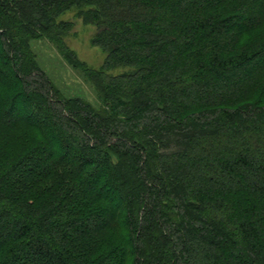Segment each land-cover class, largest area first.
Returning a JSON list of instances; mask_svg holds the SVG:
<instances>
[{"label":"trees","instance_id":"obj_1","mask_svg":"<svg viewBox=\"0 0 264 264\" xmlns=\"http://www.w3.org/2000/svg\"><path fill=\"white\" fill-rule=\"evenodd\" d=\"M73 7L102 69L65 43ZM263 24L264 0H0V264H264Z\"/></svg>","mask_w":264,"mask_h":264},{"label":"rangeland","instance_id":"obj_2","mask_svg":"<svg viewBox=\"0 0 264 264\" xmlns=\"http://www.w3.org/2000/svg\"><path fill=\"white\" fill-rule=\"evenodd\" d=\"M76 7L70 8L57 16L58 22L71 24L65 43L79 60L91 70L102 69L107 54L100 46L94 44L97 28L94 24H85L77 15ZM264 34V24L258 27L255 35ZM31 50L39 67L51 78L61 94L67 98H82L91 103L93 107L100 108L98 90L86 77L83 70L74 67L62 53L57 44L46 39H35L30 42ZM126 69L117 68L112 71L114 75L125 72ZM132 260V257H130Z\"/></svg>","mask_w":264,"mask_h":264}]
</instances>
